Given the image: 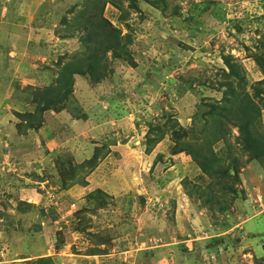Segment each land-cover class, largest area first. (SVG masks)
Segmentation results:
<instances>
[{
    "label": "rangeland",
    "instance_id": "1",
    "mask_svg": "<svg viewBox=\"0 0 264 264\" xmlns=\"http://www.w3.org/2000/svg\"><path fill=\"white\" fill-rule=\"evenodd\" d=\"M106 1L122 58L45 111L83 57L63 20L84 23V0H0V264H264V170L219 115L263 79L264 0Z\"/></svg>",
    "mask_w": 264,
    "mask_h": 264
},
{
    "label": "trees",
    "instance_id": "2",
    "mask_svg": "<svg viewBox=\"0 0 264 264\" xmlns=\"http://www.w3.org/2000/svg\"><path fill=\"white\" fill-rule=\"evenodd\" d=\"M157 4L165 5L163 0H153ZM209 0H204L206 4ZM109 2V1H108ZM106 0H84V2L80 3V11H78V17L81 16L88 17L84 19V23H78L77 26L71 27L65 19L63 23L67 25L68 28L71 29V32L78 33L79 40L83 43V57L81 59H73L69 64V68L62 71L60 76H58V86L55 89H52V92H49V96L45 98V104L42 105L43 110L51 111L53 106L56 108L57 106L60 107L63 105L64 102H67L71 94V88L74 84V76L75 75H88L93 83H99L102 79L105 78L108 72H105L106 65L101 64V60L105 59V55L109 52L114 56L115 60H119L122 55L118 53V51H123L126 47V38L120 37V32L117 28H115L109 21L105 20L102 17L103 10L105 5L108 3ZM75 8L73 7L69 12L74 13ZM165 9V6L164 8ZM137 10V9H135ZM191 31H197L196 28L191 27ZM73 34V33H70ZM75 34H73L74 36ZM124 55L127 54L126 51L123 52ZM231 57L227 56L224 57V64L229 69V76H237L235 74L236 66L231 64ZM129 60V61H128ZM260 57L256 58V62L263 73V79L260 80L255 87H252L253 90V98L249 97L248 95L243 94L244 96H235V108L231 114H227L228 107L224 106L221 109L220 118L223 120H227V126L224 128L227 129L229 126L236 128L238 130L239 136L236 140L240 143L242 150L249 154L251 159H258L260 161L261 167L264 170V141L260 140L256 135L257 133H253V122H255L258 118L260 113L258 106L254 102V98H261L264 95V62ZM127 61L130 65L135 66L134 61L127 58ZM235 66V67H234ZM154 77V75H153ZM145 84H149V80L144 81ZM225 86L228 87L229 92L230 84L222 85L221 88ZM52 87V85H50ZM143 90H140V93ZM53 108V109H54ZM42 111V110H41ZM213 114H209V117L212 118ZM170 120V119H169ZM172 121V120H170ZM169 124V123H168ZM168 124L167 127L172 128ZM209 124V123H208ZM223 123H220L222 125ZM253 125V126H252ZM36 129L34 124H29L26 126V129ZM185 134H181L182 139L185 137ZM161 139V138H160ZM159 139V140H160ZM180 145L181 140L177 141ZM194 155L193 153H191ZM66 160H63V163H60L62 168H59V174L65 179L63 173L67 174L69 177L74 178L76 175V165H73L72 157L69 155L65 157ZM195 158V157H194ZM96 161V154L93 155V158L90 161H87L90 166H95ZM207 163V161H206ZM206 163L201 166V169L208 175H218L220 178L227 175L225 169H216V170H209L206 168ZM59 165V166H61ZM82 167L85 166V162L80 164ZM233 169L236 170L234 164L232 165ZM80 169V168H78ZM84 185V184H83ZM20 209V208H19ZM26 211V210H25ZM24 210L19 213H24ZM77 232V229H76ZM62 246L57 247V251H61ZM42 260V259H41ZM42 262V261H41Z\"/></svg>",
    "mask_w": 264,
    "mask_h": 264
}]
</instances>
